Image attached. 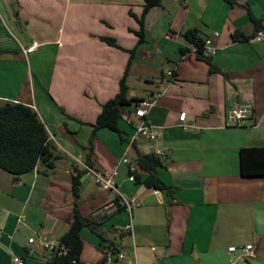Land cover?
Instances as JSON below:
<instances>
[{
  "label": "crops",
  "instance_id": "0c3cea01",
  "mask_svg": "<svg viewBox=\"0 0 264 264\" xmlns=\"http://www.w3.org/2000/svg\"><path fill=\"white\" fill-rule=\"evenodd\" d=\"M230 1L161 0L146 15L138 44L142 0H0V106L32 108L60 157L47 173L38 166L14 179L0 170V264L13 256L43 264L49 251L28 240L56 245L68 230L71 178L85 164L92 124L118 93L129 60L133 104L159 95L146 115L156 140L128 145L133 105L118 121L124 141L107 129L92 138L90 169L115 172L118 193L134 206L118 210L114 196L85 173L78 209L99 224L94 232L103 240L84 228L80 262L99 264L103 244L113 243L125 253L113 264H264V177H242L239 167L241 149L264 148V39H253L251 19L264 25V0ZM188 30L211 42L218 73L196 58L183 37ZM236 32L249 40L233 41ZM247 105L251 116L228 125L226 114ZM156 150L163 156L155 173L172 197L130 181L122 162L135 165L137 154ZM125 225L131 233L118 234ZM245 246L254 257L242 255Z\"/></svg>",
  "mask_w": 264,
  "mask_h": 264
},
{
  "label": "trees",
  "instance_id": "16d2710c",
  "mask_svg": "<svg viewBox=\"0 0 264 264\" xmlns=\"http://www.w3.org/2000/svg\"><path fill=\"white\" fill-rule=\"evenodd\" d=\"M142 13L136 18L140 25V30L135 32L138 37V44L143 42V26L146 15L154 8L161 5V0H142ZM231 3L230 0H225ZM131 16L134 17L132 13ZM255 28L264 30V25L260 21L251 18ZM185 41L191 45L195 51L196 58L208 65L211 73H218L219 70L212 64L211 58L205 55L204 39L196 31H186L183 33ZM108 46L119 48L114 39L102 38ZM233 41H248L249 38L236 32L232 35ZM183 51V50H182ZM130 59L133 58L134 50L129 52ZM131 60H129L126 71L119 82L118 93L101 106L94 124H92V135L89 145L83 148L86 152L84 157L85 166L91 167V141L97 131L107 129L117 134L121 141L122 133L118 128V121L122 118L124 108L130 105L137 106L134 99L128 95L129 88L126 85V78ZM60 157L55 153L54 148L49 143V135L45 125L39 119L37 113L30 107L21 103L6 102L0 106V170L9 174L14 179L32 172L36 167L41 166L43 173L51 171L55 162ZM136 170L132 173L133 182L142 185L146 189L161 191L168 197H172V188L167 186L155 173L158 167L162 166L161 160L155 154H137L135 159ZM239 167L242 177H264V148H246L239 151ZM75 175L71 178L72 195L75 198L71 214V224L68 230L60 237L58 246L49 252L48 259L43 264H82L80 255L82 253L83 242L81 231L89 229L100 239L102 236L94 230L99 224L83 218L78 209V190L80 180L87 172L85 169L75 170ZM116 202V200H115ZM121 210V206H117ZM124 209V208H122ZM103 240V239H102ZM63 249L61 254L59 252Z\"/></svg>",
  "mask_w": 264,
  "mask_h": 264
},
{
  "label": "built area",
  "instance_id": "2783aa9c",
  "mask_svg": "<svg viewBox=\"0 0 264 264\" xmlns=\"http://www.w3.org/2000/svg\"><path fill=\"white\" fill-rule=\"evenodd\" d=\"M254 40H262L264 39V33L261 31H257L253 38ZM38 46L37 43H32L29 47L23 49L24 54L32 53L36 47ZM204 52L206 56H211L214 54V48L211 45L209 40H205L204 44ZM159 95L154 96L152 99L148 101H143L137 104L136 108L134 109V117L136 121L134 122V133L130 137L128 141V145H132L136 139L143 138L146 141L154 142L156 140V135L153 132V126L147 121L146 115L148 110L155 104ZM252 114V107L251 106H240L235 110H232L226 114V122L230 126H239L241 122L248 119ZM185 116L182 114L180 116V121L184 122ZM156 156L160 157L163 156V153L159 150H156L154 153ZM123 163L128 165L129 168V176L128 179L133 181L132 173L135 172L136 166L129 162L127 159L122 160ZM81 169H85L88 173H90L93 177L94 183L98 186L99 189L103 191L110 192L115 200L116 206L124 207L127 211H130L134 206V201L132 199L128 200L127 198L121 196L114 183V176L116 175L115 172H94L90 168L86 167L85 165L80 166ZM118 234H130L131 233V226L125 225L121 228L115 229ZM1 234V232H0ZM29 244H35L38 247H41L49 252H52L55 248H57L58 243L56 245L49 244L44 242L41 238L32 237L28 240ZM59 252L61 254L62 252ZM237 249L235 247L228 248L229 253L235 252ZM240 251L244 257H254L255 249L252 246H245L240 248ZM101 261L99 264H113L117 261H122L125 258V253L118 249L113 243H104L101 248ZM12 264H24L23 260L17 256H13L11 259Z\"/></svg>",
  "mask_w": 264,
  "mask_h": 264
},
{
  "label": "water",
  "instance_id": "95a60500",
  "mask_svg": "<svg viewBox=\"0 0 264 264\" xmlns=\"http://www.w3.org/2000/svg\"><path fill=\"white\" fill-rule=\"evenodd\" d=\"M14 18H15V19L17 18L16 15H14Z\"/></svg>",
  "mask_w": 264,
  "mask_h": 264
}]
</instances>
